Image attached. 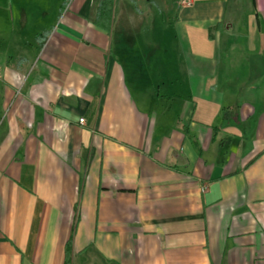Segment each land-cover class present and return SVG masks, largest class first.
I'll return each mask as SVG.
<instances>
[{"label": "crops", "instance_id": "1", "mask_svg": "<svg viewBox=\"0 0 264 264\" xmlns=\"http://www.w3.org/2000/svg\"><path fill=\"white\" fill-rule=\"evenodd\" d=\"M0 264H264V0H0Z\"/></svg>", "mask_w": 264, "mask_h": 264}, {"label": "built area", "instance_id": "2", "mask_svg": "<svg viewBox=\"0 0 264 264\" xmlns=\"http://www.w3.org/2000/svg\"><path fill=\"white\" fill-rule=\"evenodd\" d=\"M181 7H190L193 4V0H177ZM83 119L79 120V124H83Z\"/></svg>", "mask_w": 264, "mask_h": 264}]
</instances>
